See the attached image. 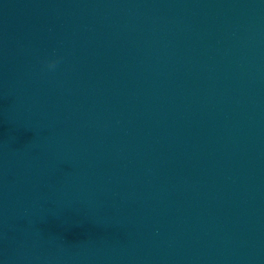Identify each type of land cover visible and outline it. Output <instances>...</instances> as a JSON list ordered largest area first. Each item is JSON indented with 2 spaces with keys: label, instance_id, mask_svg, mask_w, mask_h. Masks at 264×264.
I'll return each instance as SVG.
<instances>
[{
  "label": "water",
  "instance_id": "95a60500",
  "mask_svg": "<svg viewBox=\"0 0 264 264\" xmlns=\"http://www.w3.org/2000/svg\"><path fill=\"white\" fill-rule=\"evenodd\" d=\"M0 80L99 264H264V0H0Z\"/></svg>",
  "mask_w": 264,
  "mask_h": 264
},
{
  "label": "clouds",
  "instance_id": "9594fccd",
  "mask_svg": "<svg viewBox=\"0 0 264 264\" xmlns=\"http://www.w3.org/2000/svg\"><path fill=\"white\" fill-rule=\"evenodd\" d=\"M49 67H50V68H54V67H55V64H54V63H50V64H49Z\"/></svg>",
  "mask_w": 264,
  "mask_h": 264
}]
</instances>
